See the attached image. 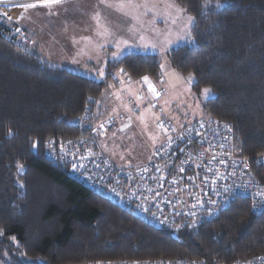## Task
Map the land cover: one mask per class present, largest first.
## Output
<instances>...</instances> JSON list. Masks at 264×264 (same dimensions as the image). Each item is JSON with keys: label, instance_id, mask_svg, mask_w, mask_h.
Instances as JSON below:
<instances>
[{"label": "trees", "instance_id": "1", "mask_svg": "<svg viewBox=\"0 0 264 264\" xmlns=\"http://www.w3.org/2000/svg\"><path fill=\"white\" fill-rule=\"evenodd\" d=\"M174 1L194 21L193 39L169 49L171 64L194 76L195 93L214 92L203 103L205 112L232 124L238 151L255 166L264 156V0ZM16 28L23 38L12 34ZM24 31L0 22V264L174 257L233 262L264 252V209L254 211L247 198L235 197L218 215L175 233L102 197L51 161L46 143L89 133L78 120L89 113L93 121L119 69L131 80H159L160 56L128 53L95 80L43 61L27 47Z\"/></svg>", "mask_w": 264, "mask_h": 264}, {"label": "rangeland", "instance_id": "2", "mask_svg": "<svg viewBox=\"0 0 264 264\" xmlns=\"http://www.w3.org/2000/svg\"><path fill=\"white\" fill-rule=\"evenodd\" d=\"M117 2L104 0L112 4L105 7L101 0H65L61 5L42 7L37 0H32L37 7L27 10L20 7L25 3L13 7L0 5V9L6 8L4 14V10H0V15L6 23L25 30L29 39L27 47L43 61L95 80L105 78V68L110 61H119L128 53L160 56V64L164 66L160 65L161 78L149 77L161 93L159 97L149 91L142 78L131 80L119 69L103 90L93 112L94 129L91 130L97 147L115 165L129 167L148 160L162 141L163 133L157 124L163 117L179 121L211 116L205 112L203 103L214 92L211 90L207 98L203 90L195 93L194 79L189 81V75L181 74L171 64L169 49L189 40L185 33L189 30L191 33L194 21L188 23L191 15L182 6L174 0H133L136 6L117 10ZM178 8L183 11L178 12ZM11 12L15 14H9ZM97 15L99 23L94 19ZM24 36L22 33L20 38ZM167 40L174 43L161 52ZM152 44L157 47L153 49ZM113 53L119 55L113 56Z\"/></svg>", "mask_w": 264, "mask_h": 264}, {"label": "built area", "instance_id": "3", "mask_svg": "<svg viewBox=\"0 0 264 264\" xmlns=\"http://www.w3.org/2000/svg\"><path fill=\"white\" fill-rule=\"evenodd\" d=\"M9 1L0 0V5L11 4L13 7L32 2ZM0 10H4L3 14L6 12V8ZM0 22H3L1 15ZM14 30V36L23 33ZM78 122L86 126L89 133L48 141L47 157L66 166L88 188L130 209L157 228L175 233L194 228L218 215L235 197L247 198L254 211L264 209V156L256 159L253 166L251 160L238 151L232 124L227 120L207 116L174 121L163 117L157 124L163 133L162 141L155 146L148 160L129 167H119L101 153L91 130L94 126L89 113ZM193 262L264 264V252L233 262L174 257L102 259L85 264Z\"/></svg>", "mask_w": 264, "mask_h": 264}, {"label": "snow or ice", "instance_id": "4", "mask_svg": "<svg viewBox=\"0 0 264 264\" xmlns=\"http://www.w3.org/2000/svg\"><path fill=\"white\" fill-rule=\"evenodd\" d=\"M38 4L42 7H50V6H55V5H61L65 2V0H37ZM101 3L104 4L105 7H112V4H108V3H104V0H101ZM126 6H136L133 4V0H118V2L116 3V8L117 10H123ZM21 8L27 10L30 8H35L37 7V3H26V4H22L20 5ZM177 11H183V9H177ZM11 19V18H9ZM94 19L97 20V22L99 23V16L97 15L96 17H94ZM194 20V17L189 16L188 17V23L190 24L192 21ZM172 23H175V20L172 21ZM188 26L185 25V28H187ZM16 31L19 32L20 29L16 28ZM100 35H105L107 33H99ZM185 35L187 36V38L189 40L193 39L190 33V30L187 31L185 33ZM179 39H183L184 37H178ZM87 39V38H86ZM75 42V41H74ZM127 43V42H124ZM172 43H174V41L172 40H167L166 44L164 47L161 48V52L167 51V45H171ZM145 48L148 47V45H144ZM151 47L153 49H155L157 46L155 44H152ZM119 53H113V56H118ZM161 67L163 68L164 66L161 65ZM121 71H123V69H121ZM103 72H101V76H103ZM189 81L194 79L193 75H189L188 77ZM143 82L147 83L148 85V89L150 92H152L156 97H159L161 95V93L159 91H157L156 87L151 83L150 78L148 76H143L142 77ZM211 93V89L209 88H205L203 89V95L207 98L209 96V94ZM137 99H142V97H137ZM160 127H163V124L159 125ZM100 127H103V125H101ZM125 127H127V125H125ZM225 127H228V125H225ZM33 147H35V144H33ZM223 162V161H221ZM19 168H22V165H18ZM181 171H183V169H181ZM262 195H264V193H262ZM3 232L2 230H0V235H2ZM12 239L14 240L15 237H12ZM193 264H195V262H193Z\"/></svg>", "mask_w": 264, "mask_h": 264}, {"label": "crops", "instance_id": "5", "mask_svg": "<svg viewBox=\"0 0 264 264\" xmlns=\"http://www.w3.org/2000/svg\"><path fill=\"white\" fill-rule=\"evenodd\" d=\"M15 8H16V7H15ZM13 13L15 14V12H11V13H9V14H12V15H14Z\"/></svg>", "mask_w": 264, "mask_h": 264}]
</instances>
